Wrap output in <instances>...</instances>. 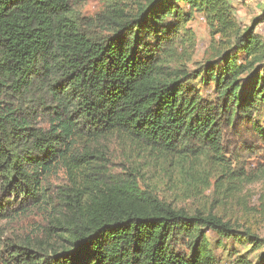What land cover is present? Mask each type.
Masks as SVG:
<instances>
[{"label":"trees","instance_id":"obj_1","mask_svg":"<svg viewBox=\"0 0 264 264\" xmlns=\"http://www.w3.org/2000/svg\"><path fill=\"white\" fill-rule=\"evenodd\" d=\"M82 1L0 0V264H216L205 228L240 240L236 222L173 206L136 180L93 177L101 174L93 149L118 133L190 173L202 160L198 143L211 155L206 169L226 179L227 197L264 181V159H226L222 146L226 130L239 136L248 121L252 144L264 150L253 118L264 108V39L256 33L264 11L242 27L230 0H105L85 20L74 8ZM192 10L232 44L219 69L190 72L174 62L178 45H195L191 33L180 34ZM203 75L216 84L215 100L190 84ZM59 168L70 184L54 193L49 177ZM34 211L47 225L5 236L2 221Z\"/></svg>","mask_w":264,"mask_h":264},{"label":"rangeland","instance_id":"obj_2","mask_svg":"<svg viewBox=\"0 0 264 264\" xmlns=\"http://www.w3.org/2000/svg\"><path fill=\"white\" fill-rule=\"evenodd\" d=\"M234 5L236 17L239 25L242 27L250 26L257 16L264 11V0H230ZM184 8L185 12L190 7L184 3H177ZM106 7L105 0H85L74 5L76 12L80 17L88 20L93 18ZM167 23L173 22V17L166 19ZM181 36L187 32L194 37L195 45L184 51L182 44L178 45L174 62L176 65L183 64L191 72L201 71L205 64L214 63L216 67L221 68L222 57L227 52V38L216 33L209 25L205 15L202 12L192 10L191 20L183 23ZM258 33L264 39V27L259 24L256 28ZM229 42V41H228ZM244 60V54L240 55L239 61ZM205 77V75H203ZM205 99L215 100L218 92L214 81H206L197 78L190 81ZM247 89V87H245ZM264 129V108L253 114ZM49 116H41L40 124L47 125ZM248 121L242 122L239 128V136H227V130L223 138V156L248 164H256L264 159L263 145L254 143L251 139ZM251 145L243 144V141ZM202 154L201 163L195 171L187 172L185 167L176 166L170 163V160L164 157L160 152L145 148L143 144L130 140L121 134H111L102 137L97 141L93 149V160L97 162L101 174H94L93 177L107 182H114L118 179L136 180L142 189L158 195L160 198L176 207H184L189 210L197 208L212 210L220 213L226 220L231 219L236 222L235 234H243L240 240L222 238L214 230L205 228V232L210 240L211 249L215 255L216 264H262L264 257V209L261 204V194L264 181L259 180L248 183L240 188V191H231L227 197V182L224 179L222 183L217 182L220 177L217 170L208 171V160L211 155L205 153L198 143L195 148ZM254 147V148H253ZM253 148V149H252ZM252 149V150H251ZM229 151H233L232 157ZM238 155V157H233ZM51 189L55 192L62 186L70 184L69 175L65 168L57 169L50 177ZM40 224L47 225L46 215L41 212H32L27 216L12 220L2 221V227L5 236L22 235L35 230ZM248 228L257 238L247 235ZM220 240V242H219Z\"/></svg>","mask_w":264,"mask_h":264},{"label":"built area","instance_id":"obj_3","mask_svg":"<svg viewBox=\"0 0 264 264\" xmlns=\"http://www.w3.org/2000/svg\"><path fill=\"white\" fill-rule=\"evenodd\" d=\"M261 25L264 27V20H263V22L261 23Z\"/></svg>","mask_w":264,"mask_h":264}]
</instances>
